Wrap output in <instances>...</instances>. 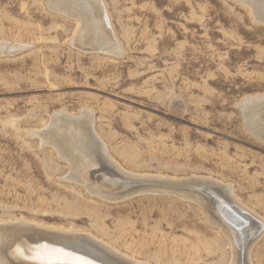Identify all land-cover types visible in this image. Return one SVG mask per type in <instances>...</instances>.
<instances>
[{
    "label": "rangeland",
    "instance_id": "374dc122",
    "mask_svg": "<svg viewBox=\"0 0 264 264\" xmlns=\"http://www.w3.org/2000/svg\"><path fill=\"white\" fill-rule=\"evenodd\" d=\"M103 4L117 56L86 47L79 34L88 35V20L62 12L58 0H0V43L20 49L0 50V225L87 234L148 264H231V243L205 213L223 218L220 199L205 197L203 210L166 192L115 202L88 195L64 178L67 163L31 132L47 127L54 113L87 110L95 135L124 171L211 179L231 186L264 219V143L249 133L238 107L245 96L264 97V22L240 0ZM257 4L263 11L264 0ZM34 233L24 231L18 241ZM6 241L5 258L35 264ZM77 247L88 264L117 263ZM250 264H264V236L251 248Z\"/></svg>",
    "mask_w": 264,
    "mask_h": 264
},
{
    "label": "bare ground",
    "instance_id": "6f19581e",
    "mask_svg": "<svg viewBox=\"0 0 264 264\" xmlns=\"http://www.w3.org/2000/svg\"><path fill=\"white\" fill-rule=\"evenodd\" d=\"M58 1L63 6L59 10L62 11L63 8H65L64 10H70L72 14H69L77 16L83 23L88 20L91 29L88 30L84 27V32H87L88 35L84 36L82 31L79 34L83 38L86 47H98L116 56L120 54L121 50L111 32L112 29L103 0ZM257 1L240 0L243 5L249 7L250 11L253 12L258 23H261L264 22V9L261 12L258 11ZM4 43H0L1 51L4 48L11 47L17 48L14 50L11 48V52L20 51L18 49L19 45L6 47ZM238 107L245 116L249 133L264 143V125L261 124L262 117L264 118V97L261 95L245 96ZM93 124L92 113L87 110L83 109L78 115L60 111L53 114L47 127L41 131H33L31 134L40 136L43 144L51 146L57 157L67 163L69 173L66 177L64 176L66 180L82 185L87 190L88 195L98 196L105 201L115 202L139 194L166 192L191 200L203 208L205 197L212 196L215 200L220 199L221 207H219V210L223 213V218L217 220L214 217L215 215L208 213L209 211H204L208 222L218 228L221 234L231 243V264H237L239 256L243 257V264H250L251 248L264 236V219L259 218L253 211L243 206L236 199L231 186L221 185L219 182L217 183L208 178V180L202 179V177L190 179L185 177L186 179L178 180V178L175 180L176 178L143 177L126 172L109 157L106 146L93 131ZM194 191L200 195H196ZM216 211L219 212L218 209ZM24 231L35 232V235H33L32 240L27 241L22 237L21 240L24 241L19 242L21 240L18 241V239ZM37 232H39V235L36 234ZM46 237L51 239H46ZM66 238L75 239L79 242L73 240L67 242L68 239ZM6 240H10L11 244L17 246L18 253H23L24 262H34L35 264H48V261H52L53 264H79L71 260H56V254L52 251L55 248H60L66 252H71L74 256L86 258L83 251H80L81 253L74 251L76 250L74 248H78L79 243L89 249L87 252L97 256L96 259L99 262L104 260L105 263H108L107 261L110 262L112 258L117 262L115 264H148L125 257L87 234L68 233L26 222L1 223V248L4 247ZM55 240L62 241L68 246H59L55 243ZM242 240L243 245L240 244ZM235 244L240 245L239 249L236 250ZM69 246L71 248H68ZM91 254L88 255L92 256ZM4 256L5 254L0 249V264H14L13 257L5 258Z\"/></svg>",
    "mask_w": 264,
    "mask_h": 264
},
{
    "label": "snow or ice",
    "instance_id": "6c2138e0",
    "mask_svg": "<svg viewBox=\"0 0 264 264\" xmlns=\"http://www.w3.org/2000/svg\"><path fill=\"white\" fill-rule=\"evenodd\" d=\"M52 251L56 254L55 255L56 260L64 259V260L76 261L79 262V264H88V262L83 261L81 257L74 256L71 252H66L63 249L55 248ZM48 264H53V262L48 261Z\"/></svg>",
    "mask_w": 264,
    "mask_h": 264
}]
</instances>
